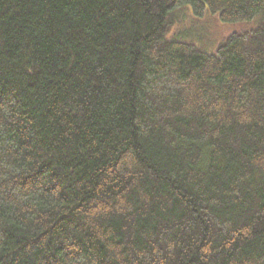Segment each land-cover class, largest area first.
I'll return each mask as SVG.
<instances>
[{
  "label": "trees",
  "instance_id": "obj_1",
  "mask_svg": "<svg viewBox=\"0 0 264 264\" xmlns=\"http://www.w3.org/2000/svg\"><path fill=\"white\" fill-rule=\"evenodd\" d=\"M0 264H264V0H0Z\"/></svg>",
  "mask_w": 264,
  "mask_h": 264
},
{
  "label": "rangeland",
  "instance_id": "obj_2",
  "mask_svg": "<svg viewBox=\"0 0 264 264\" xmlns=\"http://www.w3.org/2000/svg\"><path fill=\"white\" fill-rule=\"evenodd\" d=\"M181 18L182 25L180 31L186 32L191 36L192 40L197 45H202L207 51L214 50L222 40L223 36L231 34L233 31H237L240 28V24H225L219 22L217 17L210 16L205 20H201L198 23L191 11L189 5L183 7L178 11Z\"/></svg>",
  "mask_w": 264,
  "mask_h": 264
}]
</instances>
